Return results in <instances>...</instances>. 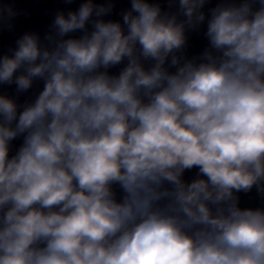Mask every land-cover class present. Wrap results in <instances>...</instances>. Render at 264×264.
<instances>
[{
  "label": "clouds",
  "instance_id": "clouds-1",
  "mask_svg": "<svg viewBox=\"0 0 264 264\" xmlns=\"http://www.w3.org/2000/svg\"><path fill=\"white\" fill-rule=\"evenodd\" d=\"M207 2L131 0L121 24L84 0L0 55L17 96L43 82L0 94V264H264V206L237 195L264 198V0L209 9L189 59ZM20 14L0 3V28Z\"/></svg>",
  "mask_w": 264,
  "mask_h": 264
},
{
  "label": "water",
  "instance_id": "water-1",
  "mask_svg": "<svg viewBox=\"0 0 264 264\" xmlns=\"http://www.w3.org/2000/svg\"><path fill=\"white\" fill-rule=\"evenodd\" d=\"M13 3L15 8L21 13L14 20V29L9 31L5 28H0V55L5 54L10 47H15L16 39L22 35L24 32H37L41 38L49 31V26L57 11H63L65 14L68 11H76L79 5L84 2V0H72L71 4H66L64 0H0V3ZM113 3L112 12L104 17L105 21H119L123 24V18L121 13L123 11L130 10L131 0H111ZM149 3H159L161 5L162 11L175 12L178 8L177 3L169 8V0H148ZM223 2V0H208L202 11L205 12L206 19L203 24L196 30H188L186 32L187 43L183 50V54L191 59L194 57H199L206 47L209 46V42L205 36L207 29V18L209 16V9L215 7L218 3ZM239 3L240 0H235ZM96 4L106 3V0H94ZM180 19H183L181 16ZM88 30L91 31V24L87 25ZM82 35L81 31L70 33L69 37L79 38ZM65 37V38H69ZM127 61H123L121 64L116 65L108 69L110 75H118L119 71L126 65ZM149 62H145V67H148ZM174 71V69H170ZM43 82L36 81L33 87L26 93L20 94L19 96L15 93V85H0V94L8 95L14 97L18 104H23L26 101L33 100L35 95L42 89ZM23 142V137H18L11 141L9 156L15 154L20 145ZM198 172L197 167H193L190 170H185L183 174V179L190 182L192 179L196 178ZM117 193V199L122 195L121 190L118 186H113ZM239 197V206L241 208L246 207H262L264 206V198H262L256 191L255 187L249 193H237Z\"/></svg>",
  "mask_w": 264,
  "mask_h": 264
}]
</instances>
